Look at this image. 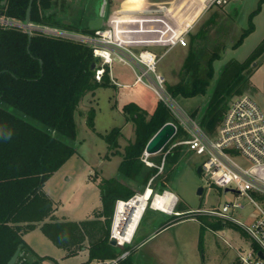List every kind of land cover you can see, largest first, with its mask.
Here are the masks:
<instances>
[{"label": "trees", "instance_id": "obj_1", "mask_svg": "<svg viewBox=\"0 0 264 264\" xmlns=\"http://www.w3.org/2000/svg\"><path fill=\"white\" fill-rule=\"evenodd\" d=\"M29 1L0 0V18L13 22L11 26L0 24V264H9L18 249L20 255L16 264H41L48 259L37 256L25 242L24 235L53 213V203L43 192V187L77 153L71 142L77 138L76 114L82 100L99 88L111 85L108 72L102 82L96 80V70L91 69L95 56L90 46L50 37L34 29H31V35L27 32L23 24ZM56 1L34 0L31 23L79 31L75 28L77 23L84 26L82 32L92 31L84 23L83 14L79 21L67 25L68 10L64 5L58 6ZM263 4L264 0H261L250 14V27L235 42L233 49L241 46L255 30L253 19L261 12ZM216 16L217 13L213 14L204 29L191 37L192 46L183 64L180 82L168 84L175 98L208 95L205 110L202 113L195 110L191 115L212 137L216 136L230 100L250 88L255 71L253 64L264 54L263 40L247 60L230 61L216 77L214 63L222 56L214 52L207 58L200 49L205 47L202 41L208 39V27L215 25ZM123 114L136 126L137 140L126 148L120 173L124 178L140 180L144 191L157 173L141 161L147 144L166 123L177 126L174 139L183 129L169 108L160 102L151 115L135 103L124 106ZM95 115V110L91 109L87 120L93 131ZM118 132L114 129L104 138L110 148L119 147L117 137H112ZM180 149L175 151L174 161L182 159ZM143 168L145 171L140 173L139 169ZM118 184L121 185L119 181L106 180L103 185L104 208L111 216L117 201H128L136 194H121ZM160 188L161 192L167 190L165 184ZM155 192L156 186L153 194ZM70 226L50 222L43 230L52 241L62 245L66 243L65 235L66 239L70 237L67 233ZM109 242L107 237L93 244L90 259H117L119 256ZM203 243L201 235V249Z\"/></svg>", "mask_w": 264, "mask_h": 264}, {"label": "rangeland", "instance_id": "obj_2", "mask_svg": "<svg viewBox=\"0 0 264 264\" xmlns=\"http://www.w3.org/2000/svg\"><path fill=\"white\" fill-rule=\"evenodd\" d=\"M123 1L124 0H57L56 2L58 6L61 7V5H64L68 10L66 17L64 15L66 21H79V18L82 17L81 15L83 14L84 23L88 25L91 20L99 17L101 8L104 4L106 5V20H110V18L120 13L127 14L133 11L137 13L136 16L138 17L142 16L144 18L147 16H154L162 18L167 16L166 10H168V12L169 10L173 11L172 3L175 0H173L169 6L154 3L155 5L152 4L149 7L145 6L147 8L141 7L144 0ZM181 1L182 0H178L177 3L175 2L177 6H181L179 10H182L184 7L183 4L180 3ZM259 2H261V0H233L229 6L230 9L226 7L217 8L214 6L202 23L198 25L195 34H198L204 29L205 23L213 14H218L215 18V25L208 27V39L202 41L205 47L200 48L204 51L207 58L214 52L222 56L220 60L214 63L216 77H218L223 67L230 61L236 60L244 62L247 60L261 42H263L264 4L262 5L261 12L253 19L255 30L244 40L241 46L236 49L232 48L242 33L250 27V14L257 9ZM167 6L169 9H167ZM83 7H86L87 11L84 12ZM161 8L165 10H161ZM228 18H231L230 20L236 22L239 26L237 27L233 23L227 24V22H229L227 20ZM83 27L82 24L75 23V28L79 31H81ZM191 46V42L189 41L187 47L173 50L160 63V70L164 73L169 85L180 82L182 78V67ZM154 51L158 54H162L165 49H156ZM253 65L255 66V71L250 79V88L242 95H250L264 110V54ZM131 72L132 71L127 65L116 60L113 64V75L120 86L116 85V87L99 88L96 93L88 94L82 100L78 113L76 114L77 138L75 141L71 142L76 148L77 153L65 163L63 169L59 173L60 176L65 174L63 181H53V183L48 184L47 192H52L53 197L60 196V199L66 201L73 195L79 193V195H83L79 196V198H85L86 195H89V184L85 181L90 170H92L93 175L95 174L94 171H100L98 166L102 167L105 172L107 168L106 173L116 170V160L103 162V164L101 162V157L106 155L108 149V144L104 138L112 133L114 129H118L119 132L118 134L113 133L112 137H117V143L122 149L136 142V126L132 121H128L125 118L123 107L134 100L139 103L138 105L141 107L154 110L159 102L154 93L142 84L132 86L135 78ZM124 85L131 86L125 87ZM211 91L212 87L209 88L208 93L210 94ZM238 96L240 95L234 96L230 100V103ZM207 100L208 95L188 99L176 98V102L180 109L189 115L195 110L202 113L206 108ZM91 109H94L96 112L95 131H93L87 123L88 114ZM174 116L177 124L180 125L179 119L175 114ZM182 129L183 130L178 133L177 137L175 139L173 138L168 143L165 151L163 150L156 155L150 156H146L144 152L141 160L144 166L149 169L157 170V173L150 179L144 191H142V186H140L139 191L132 197L134 198L145 193L149 188L151 189V196L164 195L167 192L170 193V190L176 192L179 197L176 198L175 206L172 212L169 213L171 215L166 216L165 221L161 222L168 224L172 221H182L180 226L175 230V233L180 232L178 249L176 253H172L173 257L169 256L167 258L158 256L153 253V247L164 237H154L144 249L135 253L132 258L135 264H239V253L249 249L251 240L248 236L242 229L235 225L229 224L224 228L223 224L221 226V223L217 219L196 213V211L200 210L217 209L224 202L234 200L237 194L232 191L226 192L225 189H220L210 184L202 173H198L197 169L203 163L205 157L190 151L188 146L184 144V142L190 138V135L183 127ZM117 148H114V150ZM178 148H181L180 150L183 154L179 162L173 160V156L176 154L175 151ZM237 156L240 164L249 166V163L240 154H237ZM139 170L140 173L145 171L144 168ZM93 175H91V177H93ZM153 180L155 181L153 182ZM161 184L167 186V190L164 192L160 191ZM121 186L126 189L128 193H134L138 190V187L135 184L133 185V183L130 186L128 185V187L124 185ZM155 186L157 192L153 194ZM200 188L204 189L202 195L198 194ZM90 199L92 200V198ZM152 203L151 201V204H149L147 208L144 222L138 232L136 240L145 233L144 224L148 221L151 212L154 211ZM244 204L245 209L235 212L234 216L240 221L247 223L250 222L249 216L251 213L255 212L256 208L249 204L247 200H244ZM116 205L117 202L115 204L113 216L105 211L104 204L100 210V215L102 214L101 217L104 219V223L101 224L102 230L99 232L101 240L107 237L110 241L113 240L111 236L113 220L117 208ZM178 206L181 207L180 210ZM71 207H73V205H71ZM173 211L176 212V214H174ZM159 213L162 212L160 211ZM198 220L200 222L203 220V222L208 223V225L205 226L206 232L204 233L203 249L199 247L198 243L200 224L202 225L203 222L199 224L197 222ZM89 234L91 237L89 243L93 246V244L98 242L96 238L97 235L94 236L93 233ZM136 240L134 243L133 241L130 242V245L120 246L117 243L116 246L118 248L115 251L119 257L105 263L120 264L124 261L120 256H125V260L128 259L131 261V254L132 251H134Z\"/></svg>", "mask_w": 264, "mask_h": 264}, {"label": "built area", "instance_id": "obj_3", "mask_svg": "<svg viewBox=\"0 0 264 264\" xmlns=\"http://www.w3.org/2000/svg\"><path fill=\"white\" fill-rule=\"evenodd\" d=\"M232 1L202 0V5L210 9L214 6L230 5ZM172 2L170 0L159 4L166 6ZM124 14L115 15L110 20L105 19L101 29L91 32L33 24L31 29L50 37L78 41L90 46L94 56L98 57L95 75L98 82H102L108 72L111 81L120 85L113 77V64L116 60L131 69L135 78L133 85L142 84L152 91L158 102L167 106L189 133L190 138L184 144L190 151L205 157L201 164L204 178L220 189L237 194L234 200L224 202L217 209L200 210L196 213L215 217L228 225H235L248 236L251 240L249 249L239 253V264H264V257L260 255L261 252L264 255V110L250 95L238 96L230 103L216 136L207 134L192 115L180 109L176 98L168 89L167 78L160 70V63L168 53L176 47L188 46L189 29L180 30L172 27L166 19L167 16L143 18L136 16L135 11ZM166 14L168 15V12ZM147 23L158 24L161 28L155 45L165 49L162 54L149 49H136L137 47L132 44L135 41L131 39V33L138 30H131L129 25L142 26ZM0 24L13 25L10 20L1 18ZM237 154H240L249 166L240 164ZM244 200L256 208L255 212L250 214V222L247 223L234 216L235 212L245 209ZM131 201L132 199L117 201L111 237L116 239L118 244L121 243L115 237L117 209L120 203H126L128 206ZM126 221L128 217L123 220Z\"/></svg>", "mask_w": 264, "mask_h": 264}, {"label": "crops", "instance_id": "obj_4", "mask_svg": "<svg viewBox=\"0 0 264 264\" xmlns=\"http://www.w3.org/2000/svg\"><path fill=\"white\" fill-rule=\"evenodd\" d=\"M125 1L126 0H124L123 2ZM166 1H170V0H144L141 7H145V6L149 7L152 4L154 5V3L156 4V3L166 2ZM177 1L178 0H175L172 3L173 11L169 10L168 12L167 10L168 15L166 19L168 20V23L172 25V27H176L180 30L189 29V33L187 37H188V40L190 41L191 37L196 35L195 31L198 25L202 23V21L206 18V15L212 10L213 7L210 9H206L205 6L202 5V0H182L180 3L183 4L184 7L182 10H179L181 6H177L176 4ZM168 6H167V9H169ZM229 6L230 5H227L224 7L230 9ZM217 8H220V7H217ZM230 19L231 18L227 19L229 21L227 22V24L233 23L237 27L239 26L236 22H233ZM129 26L131 30H138L137 32L131 33L132 35L131 39L135 41V42H132V44L135 46V48L137 47L136 49H141V50L142 49H149V50L162 49L158 45H155L156 38H158L159 36L158 33L161 29L158 26V24L147 23V24H143L142 26L140 24H136V25L133 24ZM156 28H159V29L155 30ZM178 48H184V47L179 46V47L174 48L173 50L178 49ZM131 73L134 76V73L133 72ZM110 82H111V85L109 87H116V84H114L111 81V79H110ZM133 84L132 86H137ZM124 86L130 87L131 85H124ZM109 87H105V88H109ZM130 103H135L137 105L139 104L135 102L134 100H132V102ZM143 109L146 110L151 115L155 111L156 108H154V110H149L145 108ZM128 146H125L123 149L119 146V148L115 150L113 148H110L109 145L107 146L108 149H107L106 155H104V157L103 156L101 157V160H102L101 162L103 164V162H111L113 160H116L115 163H116L117 168L115 171L106 173L107 168L105 172L102 167L98 166L100 171H94L95 173L94 175L92 174L93 173L92 170H90L89 175L85 181L86 183L89 184V189H88L89 195L88 196L86 195L85 198H79V196H83V195H79L78 193V194L73 195L69 200L67 199L66 201H64L63 199H60V196L53 197L52 192H47L48 184L53 183V181L55 182L63 181V177L65 176V174L60 176L59 173L61 172L64 166L46 182L45 186L43 187V192L49 199H51L53 203V213L49 218H47L45 221L38 223L36 227L29 230L24 235L25 242L32 249V251L35 254H37V256L48 258V259H45L41 264H94L98 262H108L109 261V260L103 261L100 258L99 259L97 258L94 260L90 259V249L92 246L89 243L90 242L89 240L91 239L89 233H93L94 236L97 235L96 237L98 240L97 243L102 242L99 232H101L102 230L101 224L104 223L103 221L104 219H102L103 217H101L102 214L100 215L101 213L100 210L104 204L102 189H103L104 182L106 180H116L117 182L119 181L121 185H124L127 187L128 185L130 186L133 183V185L135 184L138 187L137 188L138 190H136V193L139 191V188L141 186L140 180L135 181L129 178H124L121 176V173H120V166L123 162L124 153ZM91 175H93V177H91ZM121 185L118 184V186L121 187L120 193L123 195L127 194L128 192ZM170 191H171L170 193L175 195L176 198L179 197L175 191L173 190H170ZM90 198H92V200ZM71 205H73V207H71ZM154 211L151 212V215L149 216L148 221L144 224L145 233L143 234V236H141L140 238L136 240L138 232L140 231L142 224L144 222L146 211L143 213L141 220L138 223V226L136 228V231L131 239V242L133 241V243L136 240L134 251H132V254H131L132 260L131 261L128 259L125 260L126 259L125 256L124 257L120 256V258H123L122 260H124L121 263L124 262L123 264H135L134 259L132 258L133 255L135 253H138L140 250L144 249V247H146V245H148V243L151 242V240L154 237H162V236L164 237L161 241H159L153 247L154 254L168 258L169 256L173 257V254L176 253V250L178 249V245L180 241L178 240L180 236V232L175 233V230L180 226L182 221L181 222L172 221L168 224L162 223L161 221H165V217L170 216L171 214L158 210L156 208H154ZM160 211L163 214L159 213ZM173 213L176 214V212L174 211ZM200 215L208 216L206 214H200ZM208 217H212V216H208ZM217 220L223 224L224 228L228 226V224L223 223L221 220L219 219ZM50 222H60V223L71 224L67 232L68 235H70V237L66 239L67 234L65 235L66 243L64 242V244L59 245L55 243L54 241H52L45 234L43 227L46 223H50ZM197 222L200 224L203 222V220H201V222L198 220ZM206 225H208V223L203 222L202 225L200 224L199 241H198L199 247H200L201 235H203V238H204V233L206 232V229H205ZM203 228L205 230H203ZM70 230H73V231L71 232ZM109 244L112 246L114 250H117L118 247L116 246V244L113 243L112 240L109 242ZM127 244L130 245V242H126L124 245H127ZM119 245L122 246L121 244ZM32 258L34 260L36 259V257H32Z\"/></svg>", "mask_w": 264, "mask_h": 264}, {"label": "bare ground", "instance_id": "obj_5", "mask_svg": "<svg viewBox=\"0 0 264 264\" xmlns=\"http://www.w3.org/2000/svg\"><path fill=\"white\" fill-rule=\"evenodd\" d=\"M151 201L154 208L171 213L175 206L176 197L168 192L164 195L151 196V189H148L145 193L133 199L130 205L127 206L126 203H120L117 209L115 237L121 244L131 242L138 223ZM127 217L128 221L123 222L124 218Z\"/></svg>", "mask_w": 264, "mask_h": 264}, {"label": "water", "instance_id": "obj_6", "mask_svg": "<svg viewBox=\"0 0 264 264\" xmlns=\"http://www.w3.org/2000/svg\"><path fill=\"white\" fill-rule=\"evenodd\" d=\"M33 2L34 0L29 1V5L27 8V13H26V19L23 24V27L27 30V32L31 35V13H32V8H33ZM5 3V2H4ZM105 19H106V5L104 4L101 8V12L98 18L91 20L89 22V28L92 30L95 29H101L104 24H105ZM10 23H13L12 20H10ZM67 25H71V21H65ZM97 62H98V57L94 58V62L92 63L91 69L94 71L97 69ZM177 134V127L174 123L169 122L166 123L156 134L155 136L149 141V143L146 146L145 149V155L150 156V155H156L160 153L167 145L168 143L175 137ZM198 173H201L202 171V166L200 165L197 169ZM203 188H200L198 190V194L202 195L203 194ZM226 192H229V190H226ZM136 197L132 198L135 199ZM130 205V204H128ZM114 244H117L116 239L112 240ZM20 255V249H18L14 256L11 258L9 264H16L18 257ZM260 255L264 257L263 253L261 252Z\"/></svg>", "mask_w": 264, "mask_h": 264}]
</instances>
